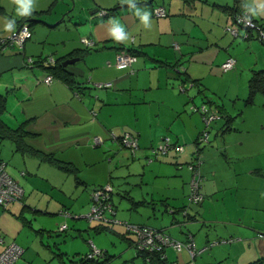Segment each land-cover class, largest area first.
<instances>
[{
  "label": "crops",
  "instance_id": "crops-1",
  "mask_svg": "<svg viewBox=\"0 0 264 264\" xmlns=\"http://www.w3.org/2000/svg\"><path fill=\"white\" fill-rule=\"evenodd\" d=\"M60 2L66 9H57ZM148 2L31 0L32 11L27 17L32 18V36L20 47L5 39L23 25L21 19L26 15L17 14L18 0H0V89L7 96L4 120L11 127L25 123L31 146L70 162L79 172L81 163L94 168L103 161L109 164L102 177L97 173L93 178H82L79 173L77 178L74 172L37 155H24L16 147L11 155L0 153L10 174L25 188L22 202H12L7 209L1 207L0 234L7 242H17L23 228L32 223L25 212L59 217L61 209H70L74 204V192L81 186L79 191L87 192L88 210L93 189L111 183L117 217L162 228L179 240L192 233L197 248L202 250L193 258L187 249L168 247L163 264H248L264 256V238L258 236L264 230V135L256 130L264 124L242 126L247 122L245 118L239 120V113L235 115L225 104L222 107L215 102L212 81L229 56H234L237 64L226 73L237 79V87L241 76L249 84L253 73L264 69V37L256 30L246 36L248 31L241 28L237 37L226 30L234 22V14L228 11L233 6L255 9L256 14L251 13L264 30V7H260L264 0H240L237 6L236 0ZM158 4L166 7V17L154 16L153 7ZM71 5L75 13H84L86 25H61L74 16ZM92 8L93 19L85 12ZM102 9L112 12L98 19L96 13ZM137 9L149 13L147 24ZM9 20H14L15 26L6 30L4 25ZM117 24L127 33L125 39L117 40L111 34ZM83 37L93 40L94 45H87ZM129 49L137 51V60L130 66L118 65V53ZM39 56L62 65L71 59L63 66L71 72L72 81L54 77L46 83V67L30 62ZM105 82L111 85L97 86ZM208 94L209 102L204 98ZM203 103L210 110L218 105L232 116L230 129H222L227 121L224 118L206 127L204 114L195 109ZM204 130L211 139L201 146L199 155L205 198L193 204L189 201L192 173L187 164L198 152L196 139ZM125 131L138 136L135 152L129 148L131 153L124 151L126 147L113 138L114 133L120 136ZM95 136L103 141L93 147ZM167 136L173 145H183L184 150L171 148L164 155L154 153L153 149ZM106 156L113 163H108ZM146 159L150 164L145 165ZM149 183L150 191H142L139 196L126 186L143 190V185ZM148 197L149 211L139 208L144 204L135 208L131 200L148 203ZM184 206L186 209L180 211ZM11 222L14 225L9 226ZM111 229L128 243L121 241L119 249L116 235L108 244L97 238V245L111 256L105 264L116 258L117 264H139L134 241L122 235L126 232L124 225L115 224ZM221 238L231 240L207 247L209 241ZM88 239L96 242L90 234ZM54 253L53 261L40 260L25 249L14 264H70L63 261L68 250L58 247Z\"/></svg>",
  "mask_w": 264,
  "mask_h": 264
},
{
  "label": "rangeland",
  "instance_id": "rangeland-1",
  "mask_svg": "<svg viewBox=\"0 0 264 264\" xmlns=\"http://www.w3.org/2000/svg\"><path fill=\"white\" fill-rule=\"evenodd\" d=\"M61 2L59 3L57 9H66V7L62 5ZM73 4L74 2H72V5ZM72 5L70 8L72 10H70V12L74 16L71 19L68 18V19L63 20L61 22V25L66 26L68 28H72V27L75 28L77 24L86 25V23H84L85 20L83 19L84 13H75V9H73ZM92 10L93 8L86 9L85 12H87L88 18L91 17L93 19L94 18L93 16L95 14L92 13ZM67 14L68 12L64 13V15L66 16ZM95 17H97L98 19H102L101 17L98 16V12L96 13ZM48 18H51V17L48 16ZM59 19H62V17L58 18L56 21H58ZM54 22H51V23H54ZM78 63L79 64L77 65H83L81 64L82 62H78ZM69 66L71 68L73 67V64ZM35 69L37 70V72L43 71V70H38L37 68ZM240 79H241L240 86L237 87L238 86L237 79H231V77H229V74H227L226 72H223V70L220 71V73H218V76L215 77L212 81L213 87L215 88V89L213 88L214 93H212L213 95L212 97L214 98L216 102L220 104H225L224 106H226L227 109L231 110V112H235V115L239 113V115L236 116V118L240 117L239 120H241L242 117L245 118L247 122L245 123L242 122V126L245 127L247 123H254V125L255 124L258 125V123L261 122L264 124V96L262 94H257V96L255 97V102L248 103L246 100L249 95L248 82L246 81L248 79L245 78L244 80V76H241ZM1 92H4L3 89H0V93ZM207 97L211 98L209 94ZM12 98L14 97L12 96ZM239 120H237V122ZM260 127H261L260 129L257 127L256 130H259V132L262 135H264V127L263 126H260ZM91 145L95 147V143L93 141H91ZM13 148H15L14 142L8 138H1V135H0V153H2L3 155H11V151ZM123 150L131 153V151L127 148H123ZM106 160L110 164L113 163L109 160L108 156H106ZM147 164H150V163L146 159L145 165ZM107 165L109 166V164L107 163L105 164V161H103L97 164L96 168H94L92 166L84 167L85 165L81 163L80 165L81 171L79 172L77 169L76 173L77 174L80 173L82 178H85V177L93 178V175L94 174L97 175V173L99 177H102L104 173V168H106ZM97 169L99 170V172L95 173ZM132 179H135V178H132ZM147 179L150 182V172H148L147 174ZM126 186H128L127 189L132 188L134 193H136L135 194L136 196H139L142 191H147V190L150 191V183L149 185L147 184L143 185V187H145L143 188V190L139 186H132L129 184H126ZM81 187L79 189H81ZM79 189L74 192V201H75L74 204L72 206L71 205L69 206L70 209L72 208L74 213H72L71 210L68 209L71 212V215H73L75 218L72 216L66 217L62 215L61 213L59 217L58 216L52 217L47 214H40V213L34 214L30 211H27L24 214L28 218V220H30L32 223L29 224L30 226H25L23 228L22 233L17 239V243L23 246L24 249L26 250L30 249V253L35 255L36 258L37 256L40 257V260L47 259L49 261H53L54 259L53 256L55 255L54 252H58V247H60L61 250H68L69 254L68 256H65L63 261L70 263V264L72 263L71 259L74 258V260H77L82 254L86 253V251L91 250L92 247H91L90 241H93V239L91 240L88 239L89 234L93 237H96L95 239L96 242L94 241L96 245H97V238L99 237H100L99 239L104 240L108 244V242L110 241L109 239L113 240L117 236L118 239L116 241H117V245L119 249L122 247L121 241L128 243V240L122 239L121 236L116 235L113 232L96 233L94 231V228H92L94 225V221L91 222L86 217H81V218L78 217L80 215L82 216V214L86 215L88 211L90 210V206H91L90 205L89 209L86 210L88 206V203L86 202L88 199L87 192H85L86 190L85 191L83 190L82 192H80ZM121 193L123 194V192ZM148 200L149 201L147 204H144L143 206H140L139 208L147 209L149 211L150 210V197H148ZM124 203L126 205L128 204L127 201H124ZM132 213L137 215L136 211H132ZM65 222L68 223L69 227L65 231H60L59 226ZM10 225H14V223L11 222L9 226ZM113 235H116V236H113ZM110 246H112V248L114 247V245H110ZM55 259H57V257H55ZM137 262L139 264L144 263L140 256ZM117 263H118V259L116 258V259H112V261L109 264H117Z\"/></svg>",
  "mask_w": 264,
  "mask_h": 264
},
{
  "label": "built area",
  "instance_id": "built-area-1",
  "mask_svg": "<svg viewBox=\"0 0 264 264\" xmlns=\"http://www.w3.org/2000/svg\"><path fill=\"white\" fill-rule=\"evenodd\" d=\"M100 17H105L107 11L104 9L99 12ZM153 14L156 17H166L168 15V11L164 5H156L153 8ZM241 28H244L248 31L246 36L249 35V31L256 30L259 35L264 37V30L261 25L254 19L251 11L247 8L242 11H238L234 14V22L226 26V30L230 32L234 37L240 36L242 31ZM32 36V30L29 27V24H23L16 32L12 33L8 36L5 41L10 43V45H18L23 46L25 41ZM82 41L87 45H94V41L88 37H83ZM137 60V56L130 52H120L117 55V64L122 66H130ZM50 62L53 60L50 59ZM30 62L34 63L33 59H30ZM237 64V59L234 56H229L225 61L221 64V68L224 72H227L233 69ZM54 80V76L52 74H48L44 81L46 83H51ZM110 82L98 83L99 87H108L110 86ZM197 109V107H195ZM200 111L204 114V122L206 127H209L211 122L218 118L219 114L215 111L209 112L208 109L203 105L200 108ZM113 138L118 140L119 143L126 148H129L133 152L139 147L138 136L131 132L125 131L121 136L113 134ZM209 138V133L207 130H204L199 137V141L206 142ZM102 138L100 136H95L93 142L95 145L102 143ZM171 148H174L177 152H181L184 150V146L181 144L173 145L170 137H165L164 142L155 148V153L165 154L169 152ZM200 161H195V164H190L189 167L193 171V175L190 181V194L189 201L190 203L198 204L200 203L204 195L200 191L201 185V171H200ZM112 190V186L110 184L104 185L100 189H96L93 192L94 203L91 206L89 212L86 214V217L90 220L92 219H103L107 220L106 212L111 210L110 204L105 202V199L108 197L109 191ZM24 189L18 185V183L13 179L11 174L7 170L6 162L0 160V204L7 205L13 201L20 200L23 196ZM62 215L66 217L72 216L69 211L61 212ZM117 223H122L121 220H114ZM67 223H62L60 225V230L67 228ZM129 230L136 232L137 235V246L139 250L143 251H162L168 247H172L177 251H181L183 249H187L191 256L194 258L198 253L202 250H199L196 246L192 235H190L189 239L186 241L179 240L167 234L163 231L152 229L151 227H138L137 225H128ZM259 236H264V231L259 232ZM219 241H212L209 245L212 246L217 244ZM91 243V251L87 255L88 258H93L94 256H99L101 254V249L97 247V245L90 241ZM0 245H3V248L0 250V264H14L24 253L25 249L23 246L18 244L15 241L7 242L2 234H0ZM208 245V246H209ZM207 246V247H208ZM205 247V248H207ZM164 255V254H163ZM73 264H79L78 262H74Z\"/></svg>",
  "mask_w": 264,
  "mask_h": 264
},
{
  "label": "trees",
  "instance_id": "trees-1",
  "mask_svg": "<svg viewBox=\"0 0 264 264\" xmlns=\"http://www.w3.org/2000/svg\"><path fill=\"white\" fill-rule=\"evenodd\" d=\"M236 1H237L236 6H237L240 3V0H236ZM144 2H147V1H144ZM148 3L153 4L154 3V0H149ZM245 8H246L245 6H241V7L238 6L236 8H235V6H233V8L232 7H229V10H228V8H227V10L228 11H231V13L235 14L236 12L242 11ZM114 9L115 8H113L112 10H114ZM111 12L112 11L110 9H107V13H106V16L105 17H107ZM30 18L31 17L28 18L27 15L24 18H22L21 19V22H22L21 25L27 23V24H29V27L32 30L33 23H31ZM251 31H253V30H251ZM128 52L133 53V54H135L137 56V51L135 49H129ZM33 64L34 65L35 64H38V65L45 66L46 69L48 70V73L49 74H52L54 77L60 78V79H62L64 81H68V82H71L72 81V77L70 76L71 75V72L69 70H67L60 63V61H58L57 63H52V62L48 61L46 57L39 56L38 58L34 59V63ZM248 87H249V95H248V97L246 99L248 103H253L254 102V98H255V96L257 94H263L264 95V69L257 70V71H255L253 73V75L251 76V78L249 80ZM200 92L203 93L204 92V89L203 88L200 89ZM204 96H207V95H204ZM204 98H207V102H209V100H211V98H208V97H204ZM6 100H7L6 94L0 93V135H1V138L11 139L14 142V144H15L16 151H19V152H21L24 155H37V156L41 157L42 159H44L45 161H48L50 163H55L57 166H60V167H62L64 169H66L67 172H71V171L74 172L76 174L77 178H78V174L76 173L77 168L76 167H72V165L69 164L70 162L61 160V159H59L58 157H56L52 153H43V152H40L39 150H37L35 147L31 146L28 143V140H27L28 131L26 130L25 123H22L21 125H18L16 127H11V126H9L6 123V121L3 118V112L6 109ZM203 105L207 108V106L205 105V103H203L202 105L198 106L197 109L200 110V108ZM215 106H216L215 109H212V110H210V109L207 108L209 112L215 111V112H217L219 114L218 118L214 119L213 121H217L218 119H223V118L224 119H227V121L225 120V122H224V124L222 126V129L223 130L230 129L229 122L231 121L232 116H230V115L228 116L227 114H225L222 111V109H221L220 106L223 107V104H220V106H218V105H215ZM200 135H199V137H200ZM199 137H197V139H196V144L198 145V152L197 153L195 152V157H193V160L188 162L187 166H188L189 169H190L189 165L191 163L192 164H195V161H197V160L200 161L201 160L200 159L201 157L199 156L201 154V149H202L201 146L202 145L203 146L204 145H207L211 141V139L208 138V140L206 142H204V141L202 142V141H199ZM153 150H154V153H155V149H153ZM162 155H164V154H162ZM0 160L4 161L2 158H0ZM6 166H7V163H6ZM199 166H200V171H201V176H202L201 185H200V191L202 192V181H203L204 176H203V173H202V170H201V161H200ZM8 172H9V170H8ZM191 173L193 175V171L192 170H191ZM24 174H25V172H24ZM191 178H192V176H191ZM13 179L18 183L19 186H21L24 189V193H23L22 198L20 200H16V201H13V202H22L23 201V198H24V195H25V188L14 177H13ZM109 184L112 186V190L109 191L108 197L105 199V202L108 203V204H110L111 210H109V211L106 212V216H107L106 218H107V220H103V219H92V220H90L88 218V220H90L91 222L94 221V223H96L95 225H93L92 228H94L98 232H100V231L112 232L113 230L111 228H113L115 226V224H117V225H119V224L122 225L123 224L124 227L126 228V232H124L122 235L125 238L132 239L134 241L135 248L137 249L138 254L140 256H142L143 261H144V264H163L165 262V259H166L165 258L166 257V253H165L166 252V249H164L162 251H143V250H139V248L137 246V235H136V232H133V231L129 230L127 226L131 224V225H137L140 228H142V227H151L152 229L160 230V231H163L165 233H167V232L164 229H162V228H156V227L151 226V225H149L147 223H136V222H131V221H128V220H123V219H120L119 217H117V215H116L117 210H116L115 203L113 201V196H112L113 193H114V191H113V185L111 183H109ZM101 187H104V185H102V186H96L93 189V192L96 189H100ZM190 191H191V189H190ZM93 192H92V204H91V206L94 203ZM202 194L204 195L203 192H202ZM204 198H205V195H204ZM204 198H203V200H204ZM131 200L133 202V205H135V208L139 207L142 204H147V201H145V200H133V198H131ZM11 203H9L7 205L0 204V207H3L5 209H7ZM91 206H90V208H91ZM184 209H186V206L180 207V211H184ZM63 211H69V210L68 209H61L60 213L63 212ZM185 213H186V211H185ZM85 217H86V215H85ZM116 219L121 220L122 223H117L116 221H114ZM68 227L69 226L67 225V228ZM67 228L66 229H63V230H60V231H65V230H67ZM59 229H60V226H59ZM262 231H264V230H262ZM262 231H259V232H262ZM259 232H258V236H259ZM190 235H192V233H189L187 239H185L183 241L188 240L190 238L189 237ZM259 237L264 238V236L263 237L262 236H259ZM192 238L194 239L193 235H192ZM230 240H231V238L230 239H222L221 238V239L216 240V241H219L218 243H226V242H228ZM211 242L212 241H209L208 242V245ZM97 247H99V246L97 245ZM208 247H211V246L209 245ZM99 248L101 249V254L99 256H94L93 258H88L87 255L90 253V251H91L90 250V251H87L86 253L82 254L77 260H74V258L71 259V261H72L71 264H73L74 262H78L79 264H105L106 262H108V260L111 259V256L108 253V250H106L104 248H101V247H99ZM248 264H264V256L261 257V258H259V259H257V260H255V261H253V262H250Z\"/></svg>",
  "mask_w": 264,
  "mask_h": 264
},
{
  "label": "clouds",
  "instance_id": "clouds-1",
  "mask_svg": "<svg viewBox=\"0 0 264 264\" xmlns=\"http://www.w3.org/2000/svg\"><path fill=\"white\" fill-rule=\"evenodd\" d=\"M260 7H264V4H261ZM253 12V14H256L255 9H249ZM32 11V5L31 0H18V5L16 8V12L18 15H28ZM137 14L140 16V19L145 22V24L148 23L149 20V13L147 11L140 12L139 9H137ZM15 26L14 20H9L5 25L4 28L6 30H11ZM111 34L115 37L117 40L125 39L127 36V33L125 32L123 26L117 24L115 25L111 30Z\"/></svg>",
  "mask_w": 264,
  "mask_h": 264
},
{
  "label": "water",
  "instance_id": "water-1",
  "mask_svg": "<svg viewBox=\"0 0 264 264\" xmlns=\"http://www.w3.org/2000/svg\"><path fill=\"white\" fill-rule=\"evenodd\" d=\"M68 61H71V59H70V60H68ZM68 61H65V62L63 63V65H66Z\"/></svg>",
  "mask_w": 264,
  "mask_h": 264
}]
</instances>
